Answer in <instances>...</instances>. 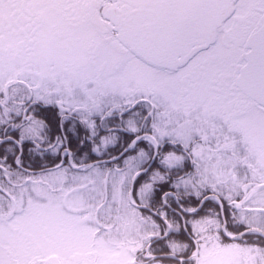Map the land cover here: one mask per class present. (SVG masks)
Listing matches in <instances>:
<instances>
[{
	"label": "snow or ice",
	"instance_id": "1",
	"mask_svg": "<svg viewBox=\"0 0 264 264\" xmlns=\"http://www.w3.org/2000/svg\"><path fill=\"white\" fill-rule=\"evenodd\" d=\"M0 264H264V0H0Z\"/></svg>",
	"mask_w": 264,
	"mask_h": 264
}]
</instances>
